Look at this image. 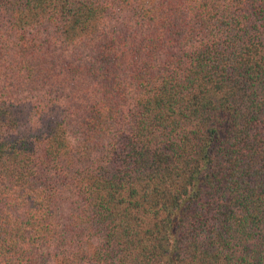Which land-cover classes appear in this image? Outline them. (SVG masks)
Returning a JSON list of instances; mask_svg holds the SVG:
<instances>
[{
  "label": "trees",
  "instance_id": "16d2710c",
  "mask_svg": "<svg viewBox=\"0 0 264 264\" xmlns=\"http://www.w3.org/2000/svg\"><path fill=\"white\" fill-rule=\"evenodd\" d=\"M0 264H264V0H0Z\"/></svg>",
  "mask_w": 264,
  "mask_h": 264
}]
</instances>
